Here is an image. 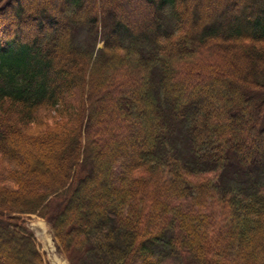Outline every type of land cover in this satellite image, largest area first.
<instances>
[{
  "label": "trees",
  "instance_id": "obj_1",
  "mask_svg": "<svg viewBox=\"0 0 264 264\" xmlns=\"http://www.w3.org/2000/svg\"><path fill=\"white\" fill-rule=\"evenodd\" d=\"M28 214L75 264H264V0H0V264H46Z\"/></svg>",
  "mask_w": 264,
  "mask_h": 264
},
{
  "label": "rangeland",
  "instance_id": "obj_2",
  "mask_svg": "<svg viewBox=\"0 0 264 264\" xmlns=\"http://www.w3.org/2000/svg\"><path fill=\"white\" fill-rule=\"evenodd\" d=\"M98 46H102L101 41ZM23 218L26 228L34 235L39 252L46 264H75L58 250L55 236L45 219L36 214L24 215ZM0 249L4 253H8L9 251L8 247L1 244ZM23 259V256H18L16 259L17 264H22ZM166 264H186V261L180 258L176 260L172 258Z\"/></svg>",
  "mask_w": 264,
  "mask_h": 264
}]
</instances>
